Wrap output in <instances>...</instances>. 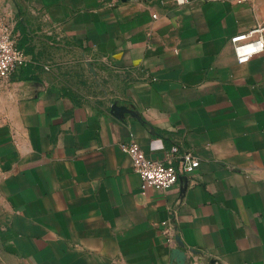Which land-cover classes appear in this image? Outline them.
I'll list each match as a JSON object with an SVG mask.
<instances>
[{
    "label": "crops",
    "instance_id": "1",
    "mask_svg": "<svg viewBox=\"0 0 264 264\" xmlns=\"http://www.w3.org/2000/svg\"><path fill=\"white\" fill-rule=\"evenodd\" d=\"M2 22L29 62L0 81V264H264V52L231 44L264 0H0ZM39 44L103 65L104 96L48 78ZM131 133L200 164L147 186Z\"/></svg>",
    "mask_w": 264,
    "mask_h": 264
},
{
    "label": "built area",
    "instance_id": "2",
    "mask_svg": "<svg viewBox=\"0 0 264 264\" xmlns=\"http://www.w3.org/2000/svg\"><path fill=\"white\" fill-rule=\"evenodd\" d=\"M191 1L194 0H172L176 6H183ZM0 26V81H9L23 71L29 58L20 47L13 27L5 22L0 23ZM231 44L237 62L247 63L253 56L264 52V23L232 36ZM121 147L129 155L133 171L141 176L144 184L158 190L170 189L184 173L193 172L200 164L197 156L190 151H182L175 144L167 151V158H175L177 165L169 164L165 160L151 159L133 133L130 134V140L122 143ZM163 225L167 240L174 242L173 232L167 227V221Z\"/></svg>",
    "mask_w": 264,
    "mask_h": 264
},
{
    "label": "rangeland",
    "instance_id": "3",
    "mask_svg": "<svg viewBox=\"0 0 264 264\" xmlns=\"http://www.w3.org/2000/svg\"><path fill=\"white\" fill-rule=\"evenodd\" d=\"M18 42L21 39L18 37ZM39 52L33 61L42 63L44 73L76 95L103 97L109 84L107 69L92 60L61 46L39 44Z\"/></svg>",
    "mask_w": 264,
    "mask_h": 264
},
{
    "label": "trees",
    "instance_id": "4",
    "mask_svg": "<svg viewBox=\"0 0 264 264\" xmlns=\"http://www.w3.org/2000/svg\"><path fill=\"white\" fill-rule=\"evenodd\" d=\"M19 45H20L21 48H24V43L20 44V42H19Z\"/></svg>",
    "mask_w": 264,
    "mask_h": 264
}]
</instances>
